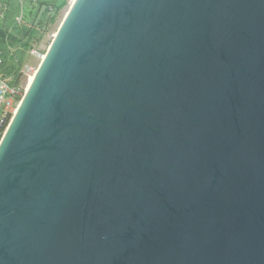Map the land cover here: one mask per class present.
I'll return each instance as SVG.
<instances>
[{
  "label": "water",
  "instance_id": "1",
  "mask_svg": "<svg viewBox=\"0 0 264 264\" xmlns=\"http://www.w3.org/2000/svg\"><path fill=\"white\" fill-rule=\"evenodd\" d=\"M0 264H264V0H73L0 141Z\"/></svg>",
  "mask_w": 264,
  "mask_h": 264
},
{
  "label": "rangeland",
  "instance_id": "2",
  "mask_svg": "<svg viewBox=\"0 0 264 264\" xmlns=\"http://www.w3.org/2000/svg\"><path fill=\"white\" fill-rule=\"evenodd\" d=\"M72 1L68 0L67 6L58 13L56 21L47 27L44 20L37 22L38 6L35 0H9L13 9L7 21L13 33L8 34L11 37L8 39H5L7 37L5 33H0V38L3 37L8 46L5 50L13 52L7 54V65L3 71L5 78H16L18 83L22 84L23 90L29 87L33 74L42 61L41 56H37L35 51L46 54L54 39L53 35L57 32ZM3 114L0 112V141L13 117V114L6 117ZM5 122L6 126L3 129Z\"/></svg>",
  "mask_w": 264,
  "mask_h": 264
},
{
  "label": "built area",
  "instance_id": "3",
  "mask_svg": "<svg viewBox=\"0 0 264 264\" xmlns=\"http://www.w3.org/2000/svg\"><path fill=\"white\" fill-rule=\"evenodd\" d=\"M3 5V2L0 1V8H2ZM48 11L53 12V7H49ZM44 23H46V20H44ZM54 36L55 34L53 37ZM12 53L11 50L3 51L0 49V70H3L7 65V54ZM35 53L37 56H41L42 59L45 56V54H41L38 51H35ZM25 92L26 88L23 90L21 83H12L11 79H7L3 74H0V112L4 113V117L9 114L14 115L24 97Z\"/></svg>",
  "mask_w": 264,
  "mask_h": 264
},
{
  "label": "crops",
  "instance_id": "4",
  "mask_svg": "<svg viewBox=\"0 0 264 264\" xmlns=\"http://www.w3.org/2000/svg\"><path fill=\"white\" fill-rule=\"evenodd\" d=\"M3 2L2 8H0V33H5L7 37L5 39L11 38L9 33H13L12 28L10 27L7 19L11 14L13 9L12 2L10 3L9 0H0ZM49 12V11H48ZM46 20V16L41 19V21ZM3 37L0 38V49L8 48L6 41H3Z\"/></svg>",
  "mask_w": 264,
  "mask_h": 264
},
{
  "label": "trees",
  "instance_id": "5",
  "mask_svg": "<svg viewBox=\"0 0 264 264\" xmlns=\"http://www.w3.org/2000/svg\"><path fill=\"white\" fill-rule=\"evenodd\" d=\"M35 2L37 3V12H36V19L39 13V10L41 9V6L46 4L48 7H53V18L51 20V22H55L58 13L68 4V0H35ZM35 19V20H36ZM3 51H5V48H2ZM6 68V66H5ZM5 68L3 70H0V74H3V71L5 70ZM4 75V74H3ZM5 76V75H4ZM12 83H18V80L14 77L10 78ZM6 126V122L4 123V125L2 126V128L4 129Z\"/></svg>",
  "mask_w": 264,
  "mask_h": 264
},
{
  "label": "bare ground",
  "instance_id": "6",
  "mask_svg": "<svg viewBox=\"0 0 264 264\" xmlns=\"http://www.w3.org/2000/svg\"><path fill=\"white\" fill-rule=\"evenodd\" d=\"M45 57V56H44ZM43 60V59H42ZM39 68V67H38ZM38 70V69H37ZM37 70L35 71V73L37 72ZM35 73L33 74V78H34V75H35ZM33 78H32V81H33ZM32 81H31V83H32ZM30 83V84H31ZM30 86V85H29ZM29 87H26V90L28 89Z\"/></svg>",
  "mask_w": 264,
  "mask_h": 264
}]
</instances>
